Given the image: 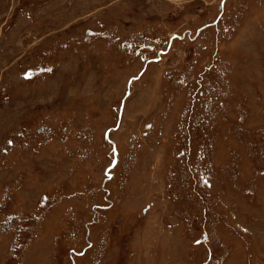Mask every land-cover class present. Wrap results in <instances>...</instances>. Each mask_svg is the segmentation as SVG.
Here are the masks:
<instances>
[{"label": "rangeland", "instance_id": "rangeland-1", "mask_svg": "<svg viewBox=\"0 0 264 264\" xmlns=\"http://www.w3.org/2000/svg\"><path fill=\"white\" fill-rule=\"evenodd\" d=\"M0 264H264V0H0Z\"/></svg>", "mask_w": 264, "mask_h": 264}]
</instances>
